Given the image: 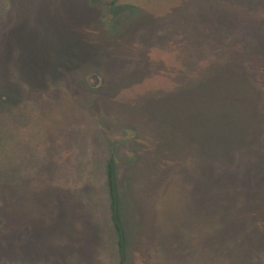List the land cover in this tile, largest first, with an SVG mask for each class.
I'll return each mask as SVG.
<instances>
[{
  "label": "rangeland",
  "instance_id": "374dc122",
  "mask_svg": "<svg viewBox=\"0 0 264 264\" xmlns=\"http://www.w3.org/2000/svg\"><path fill=\"white\" fill-rule=\"evenodd\" d=\"M113 156L126 264H264V0H0V264H59Z\"/></svg>",
  "mask_w": 264,
  "mask_h": 264
},
{
  "label": "crops",
  "instance_id": "0c3cea01",
  "mask_svg": "<svg viewBox=\"0 0 264 264\" xmlns=\"http://www.w3.org/2000/svg\"><path fill=\"white\" fill-rule=\"evenodd\" d=\"M112 158L117 159L114 156L110 157L109 159ZM67 194L70 197L73 196L72 192H67ZM83 194L85 199H83L82 204H84V206L82 212L80 206L79 208H77V212L79 211L77 219L74 215L75 211L73 205H75V203L71 202L69 203V205H66V217H64L63 220L64 222L69 224L71 229L68 234L66 233L65 235H62L61 240H58L57 244L54 245L55 247L51 248L52 251L56 252L55 261L59 264H61L62 261H64V263H67L68 258H63L62 254L68 256L69 253L72 254L74 251L76 252L78 247H81L85 243H88L86 248L91 253H93L94 256L98 254V258H95H97L99 264H121L120 235L113 219L114 201L109 185L107 191L100 192L99 190L98 196H95V192L92 193L91 190H88ZM128 197L129 196H126L118 188L116 189L117 217L119 220V225L121 227L125 255L127 245L129 244L128 242L137 244L138 240H140L147 246L152 243L153 238H156L158 228V223L154 219V215H156L157 213V209L155 208L156 204H154L155 199L153 200L154 202L152 201L151 206L149 201V211L144 218V223L146 225L142 230H137V228L134 227L131 222V219L134 215L132 212L133 209L131 210L132 203L128 199ZM95 198L98 199V205L95 206L94 210ZM71 200L72 198H70V201ZM80 204L81 203L78 202V205ZM104 210H106V212ZM75 223L78 224L77 227L75 226ZM93 237L97 238V240H100L101 244H105L106 248H102L100 251H96L95 246L93 247Z\"/></svg>",
  "mask_w": 264,
  "mask_h": 264
},
{
  "label": "trees",
  "instance_id": "16d2710c",
  "mask_svg": "<svg viewBox=\"0 0 264 264\" xmlns=\"http://www.w3.org/2000/svg\"><path fill=\"white\" fill-rule=\"evenodd\" d=\"M107 178H108V185L111 191V195L114 201V223L119 231L120 235V255H121V264H126L125 262V254H124V242L122 238V232H121V227L119 225V220L117 217V201H116V159L112 158L109 162L108 165V170H107Z\"/></svg>",
  "mask_w": 264,
  "mask_h": 264
}]
</instances>
